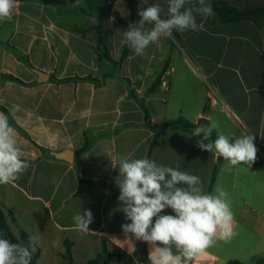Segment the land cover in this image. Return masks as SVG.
Wrapping results in <instances>:
<instances>
[{"label":"crops","instance_id":"crops-1","mask_svg":"<svg viewBox=\"0 0 264 264\" xmlns=\"http://www.w3.org/2000/svg\"><path fill=\"white\" fill-rule=\"evenodd\" d=\"M58 1L15 0L11 16L0 20V115L16 130L29 164L17 181L0 185V207L16 236L38 237L32 258L87 264L106 247L110 264H151L148 244L122 232L130 221L120 211L119 169L113 167L119 158L147 157L200 177L208 193L217 186L228 193L235 235L217 239L191 264H264V0H210L215 16H197L199 32H174L142 56L128 48L119 65L99 56L107 50L121 59L125 45L115 30L138 22V10L147 5L138 0L132 17L126 0ZM97 9L94 46L85 15ZM15 51L48 80L39 81ZM159 77L169 82L166 96L161 83L153 89ZM13 104L22 111L13 115ZM180 118L215 120L217 133L233 140L254 135L256 162L228 171L222 157L195 146L200 137L193 131L156 127ZM86 142L89 149L78 156ZM65 150L73 152V162L53 156ZM82 209L94 217L87 233L72 220ZM163 214L174 215L170 208Z\"/></svg>","mask_w":264,"mask_h":264},{"label":"clouds","instance_id":"clouds-1","mask_svg":"<svg viewBox=\"0 0 264 264\" xmlns=\"http://www.w3.org/2000/svg\"><path fill=\"white\" fill-rule=\"evenodd\" d=\"M141 2L147 6L138 10L140 20L130 22L126 30L116 29L114 34L120 37L122 46H128L139 56L162 38H172L174 32H199L202 25L197 16L205 19L215 16L210 0ZM14 4L15 0H0V20L11 16ZM10 111L15 115L22 109L13 104ZM219 128L215 120L195 127L191 136L200 137L195 146L214 152L217 159L222 157L228 171L238 165L251 168L257 160L255 136L245 134L230 141L218 132L213 140L212 133ZM16 135L8 118L0 115V185L17 181L29 167ZM117 166L120 193L117 199L124 219L130 221L121 225L122 232L128 240L134 237L148 244L151 264H191L195 257L213 247L217 239L227 241L235 235L234 215L228 193L222 187L208 193L200 177L147 157L119 158L113 167ZM169 208L174 215L163 214ZM72 220L79 231L87 233L94 217L90 209H82ZM38 244L36 236H29L24 244L12 243L0 233V264H31Z\"/></svg>","mask_w":264,"mask_h":264},{"label":"trees","instance_id":"trees-1","mask_svg":"<svg viewBox=\"0 0 264 264\" xmlns=\"http://www.w3.org/2000/svg\"><path fill=\"white\" fill-rule=\"evenodd\" d=\"M44 4H48V5H53V4H58L60 3V1L58 0H41ZM129 4V8L131 11V15L132 17H134V15L136 14L138 8H139V4L140 2L138 0H126ZM120 21V19H119ZM128 46L125 45L124 49H123V53H122V57L119 61H116L114 59L111 58V56L109 55L108 51L105 50L103 53L100 54L99 58L100 59H106L108 61H110L111 63L115 64V65H119L121 64L128 55ZM17 57L24 62L26 65H28L32 70H35V68L32 66V64L29 62L28 59H26L25 57L21 56L17 51H15ZM5 78L10 79V80H14L17 81L19 83H23L21 82L19 79L13 77V76H5ZM54 80H56L57 82H64V81H69V80H73V79H79V80H86V81H99L96 78L93 77H85V78H69V79H64V80H57L54 77H52ZM161 83V77L158 78L157 82L154 84L153 89H155L156 87H158ZM141 105L143 108H145L144 106V101L140 100ZM209 121L206 118H201L196 124L191 123L183 118L178 119L177 121H175L174 123H170V124H163L161 126H156L159 127L161 130H165L168 128L171 129H179V130H183V131H188L191 132L193 131V129L197 126L200 125H206L208 124ZM217 131L214 130L212 133V139L214 140L217 136ZM230 141H234L233 139H230ZM89 149V143L86 142L85 145L77 151V155L80 156L83 153H85L87 150ZM80 183L85 182L82 179H79ZM215 182V174L213 175L211 182H210V186L209 189L212 188L213 184ZM87 183L94 185L95 182L92 181H87ZM0 233L4 234V237L9 239L12 243H24L27 244L28 243V238L29 236L22 232L19 236H16L11 228L9 227L7 218H6V214L4 212V210L0 207ZM143 252L146 255V250L143 248ZM66 257L68 258L69 262L72 263V256H71V246L69 244H67V253H66ZM109 257L110 254L107 252L106 247H104L103 252L101 254H99L95 259L89 261L87 264H110L109 262ZM31 264H37V262L35 261V259L31 258Z\"/></svg>","mask_w":264,"mask_h":264},{"label":"water","instance_id":"water-1","mask_svg":"<svg viewBox=\"0 0 264 264\" xmlns=\"http://www.w3.org/2000/svg\"><path fill=\"white\" fill-rule=\"evenodd\" d=\"M98 13H99V10L97 9L94 12H92L91 14L85 15L86 20H87V25L89 28L87 38L91 41V43L94 46H97L98 42H99V33H98V25L99 24H98V20H97ZM34 71L38 75L39 81L42 82V81L48 80L49 76L47 74H44L43 72L38 71V70H34ZM53 156L57 159L65 160V161L70 162V163L73 162V157H74L73 152L70 150H65V151H62L59 153H53Z\"/></svg>","mask_w":264,"mask_h":264},{"label":"built area","instance_id":"built-area-1","mask_svg":"<svg viewBox=\"0 0 264 264\" xmlns=\"http://www.w3.org/2000/svg\"><path fill=\"white\" fill-rule=\"evenodd\" d=\"M171 72H172V71H171V69H170V70L166 71L164 74H165L166 76H170V75H171ZM161 90H162L164 96H166V95L168 94V92H169V82H167V81H162V83H161Z\"/></svg>","mask_w":264,"mask_h":264}]
</instances>
